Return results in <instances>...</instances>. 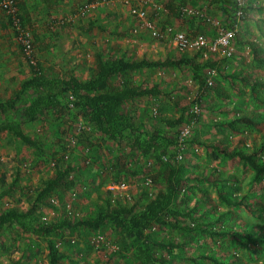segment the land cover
Returning a JSON list of instances; mask_svg holds the SVG:
<instances>
[{
  "label": "rangeland",
  "instance_id": "1",
  "mask_svg": "<svg viewBox=\"0 0 264 264\" xmlns=\"http://www.w3.org/2000/svg\"><path fill=\"white\" fill-rule=\"evenodd\" d=\"M147 1L144 4L141 0H18L29 10L30 24L38 38L37 61L46 70L48 83L39 89L29 88L14 108L0 111V124H19L40 144L37 148L29 146L9 131L0 132V213L9 208L28 210L47 181L67 166L73 170L67 184L48 194V204L40 206L33 219L35 223L50 224L62 217L73 221L93 217L106 199H110L112 205L118 202L131 205L143 190L153 197L164 188L167 158L158 161L152 154L143 155L133 150L126 137L120 144L97 131L84 110L76 107V96L71 91L58 95L64 106L61 113L51 108L29 121L26 111L40 95L49 96L58 90L57 79L68 80L72 74L80 80L94 76L98 54L136 60L184 57L197 65V73L192 65H183L144 68L114 77L115 86L129 80L134 85L148 88L156 85L160 89V94L136 98L123 109L133 112L143 122L142 129L155 127L160 135L173 138V146L167 152L172 154V160L184 165L185 171L176 204L180 210H193L195 218H182L183 224L198 221L204 209L210 208L204 217L210 227L246 228L253 230L258 239L247 247L231 236L186 234L156 224L145 232L155 240L184 243L182 249L175 251L170 264H193L189 256L211 252L218 256L235 254L240 258L239 264H263V178L256 180L254 170L239 158L227 157L215 146L206 144L221 142L245 151H250L255 144H263L264 122L258 126L229 123L243 114L264 115L263 88L253 92L250 86L224 74L240 71L264 82V62L256 59L249 42H255L262 50L258 55L263 56L264 0H245L246 13L235 40L237 53L228 59L209 53V58L205 59L200 52L179 50L172 45V36L153 37L143 21L131 12L133 7H144L158 28L168 24L176 31L205 33L209 39H214L217 30L206 17L219 18L225 27L232 23L217 4L211 0ZM88 3H94V7L79 16V8ZM186 7L199 14H182V8ZM0 65L1 103L13 98L23 82L34 75L3 10H0ZM211 69H215L214 75L208 74ZM200 77L208 78L211 84L206 82L208 86H201ZM182 111H188L189 116L197 114V119L185 150L180 152L183 157L177 158L174 146L177 138L174 131L168 129L165 119L177 117ZM214 168L227 176L219 184L221 188L245 196L253 206V213L219 200L215 186L205 178L213 175ZM123 183L125 188L121 187ZM5 190L9 191L4 193ZM220 211L226 213L222 220L218 219ZM212 220L219 222L211 226ZM118 230L109 222L97 230L83 227L64 230L62 237L56 240L57 247L76 262L66 259L61 264H139L130 241L126 245ZM156 254L168 258L164 250ZM200 261L214 264L206 259ZM0 264H50L46 239L24 231L18 224L6 226L0 236Z\"/></svg>",
  "mask_w": 264,
  "mask_h": 264
},
{
  "label": "trees",
  "instance_id": "2",
  "mask_svg": "<svg viewBox=\"0 0 264 264\" xmlns=\"http://www.w3.org/2000/svg\"><path fill=\"white\" fill-rule=\"evenodd\" d=\"M211 1L226 12L232 22L226 27H232L235 22L236 0ZM16 2L22 26L31 29L30 31L33 36L37 58L36 40L38 38L35 34L34 26L30 24L29 10L26 4H19L18 0H16ZM245 8L246 7H244V15L241 22H243L245 17ZM7 16L9 17V22L12 26L11 16ZM237 37L238 34H236V38ZM249 42L252 44L256 59L264 62V49L263 56H259L258 53L262 52L261 48H259L255 42ZM236 53L237 48L235 46L232 56L220 58H232ZM208 64L214 66L211 62ZM183 65H192L195 68L196 73L198 71L197 65H195L191 59L184 57L180 59L166 58L165 60H150L147 58L136 60L126 59L125 57H105L103 54H98L94 76L87 80H80L72 74L68 80L57 79L55 82L57 86H55L58 87V90L49 96L40 95L26 111L29 121L35 120L39 114L43 115V112L47 109L52 108L56 112L61 113L64 106L58 98V95L60 92L71 91L72 94L76 96L74 101L76 107L84 110L89 122L97 131L120 144L126 137L129 139L130 147L133 150L140 151L143 155L152 154L158 161H161L163 157L167 158V177L166 186L164 188H160L153 197H150V193L147 190H143L131 205L123 204L121 202L112 205L110 203L111 200L106 199L100 204L98 214L93 217L76 221H73L69 217H62L58 219V221L50 224L43 222L35 223L33 221L34 216L38 212L40 206L47 203L46 198L48 194L67 184L68 175L73 171L71 166H67L64 169H59L56 176L47 181L46 186L38 192L35 202L28 210L22 211L18 208H9L0 213V236L6 226L18 224L24 231L29 233L32 232L37 236L44 237L47 241L50 264H61V262L66 259L72 263L76 262V259L70 257V255L59 252L57 247L56 240L62 237L64 230L75 231L80 227L97 230L107 222L119 229L118 231L126 245L128 241H130V245L136 251L139 258V264H170V259L175 254V251L184 247V243L170 240H155L146 234V229L152 227L154 224L161 227L169 226L173 229L183 231L186 234L201 233L211 236H231L247 247L249 243L255 242L256 239H258V236L253 233V230H247L246 228L238 229L230 225L221 226L216 229L206 224L204 217L210 211V208L204 209L203 213L200 214L198 221H194L190 224L182 223V218H189L192 220H195V218L193 210H180L176 204L177 195L179 194L185 180V171L184 165L172 160L170 158L172 154L167 152L168 148L173 146V138H170V136L167 135H160V132H157L158 130L155 129V127H151L149 130L148 128L142 129L141 125H143V122L136 117L133 112L123 109L127 102L133 101L136 98L160 94V89L156 85L149 88L141 85H134L129 80L125 81L123 84L120 83L118 86H115L113 83L114 77L123 76L132 71L144 68L181 67ZM30 66L34 75L23 82L21 89L13 98L0 103V111L6 112L9 109L14 108L17 101L22 98L23 94L29 88L39 89L40 87L47 85L48 80L46 79V70L40 67L39 62L37 61L35 64L30 63ZM224 76L232 80H240L244 84L250 86L253 92L259 87L264 90V82L260 79L254 78V76L250 74H245L239 71L225 73ZM207 79L208 78L204 80L203 77H200L201 86L204 84L208 86L209 83ZM189 115L188 111H182L177 117L165 119V124L168 126V129H172L177 138V142L174 144L177 155L180 154L182 150H185L186 143L191 135L190 133L187 136L184 141L183 149L179 151L178 140L180 129L186 124H191V127L196 124L197 114ZM188 117L190 118L188 119ZM234 122H239L248 126H258L261 122H264V115L260 116L255 114L254 116H248L243 114L236 116L229 121V123ZM3 131L13 133L23 143L29 146H34L36 148L40 146L39 141L26 134L19 124L12 122L0 124V132ZM206 145L215 146L219 152L227 157L239 158L244 165L250 166L254 170V178L256 180L263 178L264 182V155L262 154L264 153V139L263 144H255V147L250 151H245L239 146L230 148L228 145L222 144L221 142L219 144ZM166 153L169 155L167 156ZM177 155L175 156L177 157ZM216 170L217 169L214 168L215 172L213 175L205 176V178L215 186L219 200L228 206L243 207L247 211L253 213V206L245 196L232 194L221 188L219 184L226 180L227 176H222V174ZM232 177L233 176H229V178ZM70 183H72V181ZM8 191L9 190H5L4 193H7ZM201 199L205 200L204 197ZM218 216L220 217L218 219L222 220V218L226 216V213L220 211ZM219 220H212L210 225L213 226L219 222ZM159 250L166 251L168 258L157 256L156 253ZM188 259L192 261L193 264H201L200 260L203 259L213 262L214 264H239L240 262V258H236L235 254L218 256L216 252L198 253L197 255L189 256Z\"/></svg>",
  "mask_w": 264,
  "mask_h": 264
},
{
  "label": "built area",
  "instance_id": "3",
  "mask_svg": "<svg viewBox=\"0 0 264 264\" xmlns=\"http://www.w3.org/2000/svg\"><path fill=\"white\" fill-rule=\"evenodd\" d=\"M129 0H126L128 2ZM144 4L148 3L147 0H141ZM16 0H0V10L12 18V28L17 34L18 43L20 44L22 51L27 56L29 63L35 64L36 48L33 42V36L31 29L22 26V21L18 14V8ZM94 3H88L81 6L77 12L79 16L86 15L92 8ZM245 0H236L235 10V22L232 27L223 26V22L219 18L206 17L205 19L217 30V37L209 39L204 33H187L184 31H176L171 26L166 25L164 28H158L153 20L148 17V11L144 7H133L131 12L139 20L143 21V26L150 31L151 35L155 38L172 36L171 43L179 50L190 51H203L204 56L208 53L216 54L219 57H230L235 50L234 40L238 31L239 23L244 15ZM183 14H199V11H194L191 8H182ZM201 16H204L201 14ZM63 23V22H62ZM210 75L215 74V69L208 71ZM211 84V82H208ZM191 124H186L180 129L179 132V148L182 150L184 147V141L190 134ZM183 155L179 154L177 158H182ZM122 188L126 187V184L121 185Z\"/></svg>",
  "mask_w": 264,
  "mask_h": 264
},
{
  "label": "crops",
  "instance_id": "4",
  "mask_svg": "<svg viewBox=\"0 0 264 264\" xmlns=\"http://www.w3.org/2000/svg\"><path fill=\"white\" fill-rule=\"evenodd\" d=\"M242 22H240L239 24H241ZM188 33V32H187ZM189 33H192V32H189ZM193 33H196V32H193ZM205 34V33H204ZM236 40V39H235ZM194 52H200V56H203L205 59H208L209 58V56L207 57V56H204V52L203 51H194ZM210 54V53H209ZM214 55H216V54H214ZM218 58H220L219 56H218ZM1 64H4V62H2ZM0 67H1V65H0ZM215 69H217V68H215Z\"/></svg>",
  "mask_w": 264,
  "mask_h": 264
}]
</instances>
